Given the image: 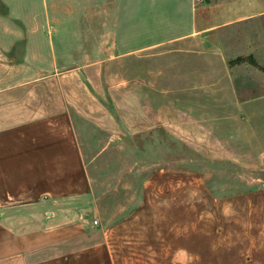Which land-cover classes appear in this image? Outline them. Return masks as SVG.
Masks as SVG:
<instances>
[{"label": "crops", "instance_id": "obj_1", "mask_svg": "<svg viewBox=\"0 0 264 264\" xmlns=\"http://www.w3.org/2000/svg\"><path fill=\"white\" fill-rule=\"evenodd\" d=\"M263 15L264 0H0V264H115L102 211L119 192L92 183L89 145L100 147L96 161L125 138L199 147L208 159L263 171L264 92L240 89L219 35ZM58 18L174 21L130 24L125 50L70 62L57 53ZM108 67L126 84L118 117L84 84L104 81ZM8 196L18 219L5 210Z\"/></svg>", "mask_w": 264, "mask_h": 264}, {"label": "rangeland", "instance_id": "obj_2", "mask_svg": "<svg viewBox=\"0 0 264 264\" xmlns=\"http://www.w3.org/2000/svg\"><path fill=\"white\" fill-rule=\"evenodd\" d=\"M170 20L174 21L58 18L50 19V23L60 57L70 62L85 58L88 62L111 56L116 47L120 52L125 50L128 25L153 30L158 23L162 28ZM112 26L119 33H110ZM219 32L240 89L264 92V15ZM112 41L114 47L110 48ZM107 70L104 81L86 80L84 84L99 91L104 107L118 117V111L125 112L126 84L112 78L111 67ZM120 70L125 74V66ZM57 84L49 82L47 88ZM91 135L99 137L98 131H91ZM114 141L103 147L99 161L95 157L100 147L89 145L85 165L93 184L119 192V202L108 203L102 211L115 264H264V170L249 171L208 159L199 147L132 145L125 138ZM15 166L18 161L8 163L9 169ZM246 185H258V189H246ZM8 188L14 190L15 185ZM13 197L8 196L6 204L11 208L5 210L18 219V208H14L18 200ZM37 213L40 211L19 212L22 217L34 218Z\"/></svg>", "mask_w": 264, "mask_h": 264}]
</instances>
